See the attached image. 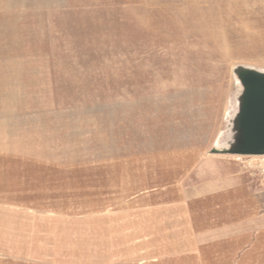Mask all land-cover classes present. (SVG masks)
<instances>
[{"label": "rangeland", "instance_id": "obj_1", "mask_svg": "<svg viewBox=\"0 0 264 264\" xmlns=\"http://www.w3.org/2000/svg\"><path fill=\"white\" fill-rule=\"evenodd\" d=\"M242 69L264 0H0V264H264Z\"/></svg>", "mask_w": 264, "mask_h": 264}, {"label": "water", "instance_id": "obj_2", "mask_svg": "<svg viewBox=\"0 0 264 264\" xmlns=\"http://www.w3.org/2000/svg\"><path fill=\"white\" fill-rule=\"evenodd\" d=\"M239 75L246 87L240 118L242 137L238 149L225 153L246 157H264V73L242 69Z\"/></svg>", "mask_w": 264, "mask_h": 264}]
</instances>
